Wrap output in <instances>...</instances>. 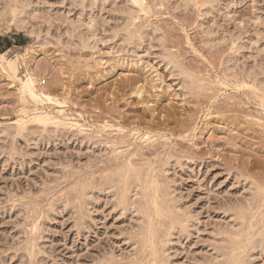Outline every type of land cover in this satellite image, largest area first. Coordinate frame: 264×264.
<instances>
[{"label": "rangeland", "instance_id": "rangeland-1", "mask_svg": "<svg viewBox=\"0 0 264 264\" xmlns=\"http://www.w3.org/2000/svg\"><path fill=\"white\" fill-rule=\"evenodd\" d=\"M41 106L81 127L20 132ZM1 124L0 264H264V0H0ZM125 157L159 172L153 210L106 180Z\"/></svg>", "mask_w": 264, "mask_h": 264}, {"label": "bare ground", "instance_id": "bare-ground-1", "mask_svg": "<svg viewBox=\"0 0 264 264\" xmlns=\"http://www.w3.org/2000/svg\"><path fill=\"white\" fill-rule=\"evenodd\" d=\"M135 2H137V3H139V2H141L142 0H134ZM145 1V0H144ZM142 5H143V3H142ZM18 17V16H17ZM23 19H21V23L20 24H18L19 25V27L20 26H22L23 25V23H24V21H22ZM24 26V25H23ZM18 27V26H17ZM82 38V37H81ZM2 62V61H1ZM22 65V64H21ZM10 66V68L8 69V67ZM9 66L7 67L6 66V68L8 69V70H12L13 71V73L14 72H17L20 68H19V66H20V61H19V59H17V60H15V61H13V62H11V63H9ZM4 67V66H3ZM5 69V68H4ZM7 70V71H8ZM21 72V71H20ZM12 74V73H11ZM36 75V74H35ZM16 77V74H14L13 75V78H15ZM20 81V89H21V93H22V95L24 96V97H26V99L28 98V100L29 101H31L32 103H34L35 104V106H37L38 107V105L41 103V104H44V103H50V104H54V103H60V102H58V101H56L55 99H54V96H53V94L51 93V91H50V89H49V87H45V86H42V85H40V84H38V78H37V76H34L31 72H29V70H26V72H25V74H24V76L23 77H21V79L19 80ZM21 95V96H22ZM22 99V98H21ZM25 102V101H24ZM30 102V103H31ZM62 104V103H61ZM68 105V104H67ZM28 108V107H27ZM40 108H42V106L40 107ZM45 108V107H44ZM44 108H42V109H40V110H38L37 108H35V110L33 111L31 108V110L33 111H31L32 113H26V115L25 116H22L21 117V119L19 120V121H17L18 122V130L20 131V132H23V131H25V129L27 128V124L29 123V122H35V123H37V124H40V125H44V126H49L50 124H52V125H54V126H57L58 128L59 127H68V126H79V124H78V122H74L73 120H70L69 118H67L68 116H61V115H59V114H56V113H52V112H49V111H47V110H44ZM29 109V108H28ZM27 110V109H26ZM30 111V110H29ZM62 112H64V110H62ZM66 112V111H65ZM61 113V112H60ZM63 114V113H62ZM22 115V114H21ZM77 123V124H76ZM10 125V124H9ZM80 125H82V124H80ZM29 126V125H28ZM16 126H15V128H17ZM79 127H81V126H79ZM40 128V127H39ZM8 125L7 126H3L2 124L0 125V130L3 132V131H7L8 132V130H11V129H8ZM48 129V128H47ZM65 129V128H64ZM82 129V128H81ZM55 131V130H54ZM71 131V130H70ZM102 132V131H101ZM106 132V131H105ZM104 132V133H105ZM89 133V132H88ZM8 134V133H7ZM23 134V133H22ZM25 135V134H24ZM89 135V134H88ZM139 135V134H138ZM122 156V155H121ZM120 156V157H121ZM125 156V155H124ZM129 158V157H128ZM127 157H125V158H123V159H121L120 161H117L118 163H116L115 165L117 166V171H116V166L114 165V167H113V170H114V172H115V174H113V175H106V180H109V181H111V183L112 184H115V183H117V184H119L120 186H121V189L123 188V189H128V191H129V188H127V187H129L131 184H136V186L135 187H137V185H139V187L140 186H142V183H143V185H144V190L143 191H145V196L143 195V197L145 198L146 197V200H144L143 202H145V203H147L149 206H148V208L149 207H151L150 206V203H148L149 201V199H151V195H152V191H156V193L158 192V194L160 193V191H161V187H160V182H159V172H158V174H157V172H155L154 170L156 169H154V166H153V168H151V167H148V168H144L143 166L141 167H137V165L135 164H133L131 161L132 160H130V159H128ZM151 166V165H150ZM160 170V169H159ZM154 172H155V174L157 175V176H153V174H154ZM110 173V172H109ZM108 173V174H109ZM154 174V175H155ZM160 177H161V175H160ZM162 181V180H161ZM87 182V181H86ZM106 183H107V181H105ZM112 184H111V186H112ZM141 184V185H140ZM84 186V185H83ZM83 186H82V188H83ZM88 186V185H87ZM92 186V185H91ZM123 186V187H122ZM166 186V185H165ZM85 187V186H84ZM114 187V186H113ZM119 187V186H118ZM117 187V188H118ZM132 188V187H131ZM163 188V187H162ZM165 188H167V187H165ZM87 189V188H86ZM118 189H120V187L118 188ZM136 189V188H135ZM142 189V188H141ZM153 189H155V190H153ZM164 189V188H163ZM82 190H84V189H82ZM82 190L80 191L81 193H82ZM132 190V189H131ZM166 190L167 189H165V195H167L169 192V190L167 191L168 193L166 194ZM89 191V190H88ZM126 191V190H125ZM125 191H124V193L123 192H120V190H119V192H118V190H117V193H122L123 195H125ZM83 195H84V191H83V193H82ZM127 194H128V192H127ZM155 194V193H154ZM163 194V193H162ZM122 195V196H123ZM156 195V194H155ZM154 195V196H155ZM160 196H161V194H159ZM159 195H156L155 197H157V196H159ZM169 195V194H168ZM127 196V195H126ZM149 196H150V198H149ZM159 196V197H160ZM76 197V196H75ZM128 197V196H127ZM153 197V196H152ZM164 197V196H163ZM123 198V197H122ZM126 198V197H125ZM161 199H160V201L162 200V197H160ZM127 199L128 198H126V201H127ZM153 199V198H152ZM165 199H166V197H165ZM169 199V198H168ZM142 200V199H141ZM159 200V199H158ZM124 201H125V199H124ZM125 201V202H126ZM154 201H155V199H154ZM159 201V202H160ZM166 200H164V201H162L163 202V204H165L164 202H165ZM171 201V200H170ZM142 202V201H141ZM141 202H139L140 204H141ZM158 202V203H159ZM162 202H160V203H162ZM167 202V201H166ZM260 202V201H259ZM157 203V202H156ZM156 203H154L153 202V204H155V205H157ZM159 203V205H157V206H160L161 204ZM168 203H170L171 204V202H168ZM153 204H151V205H153ZM162 204V205H163ZM169 204V205H170ZM139 205V204H138ZM144 205V204H143ZM161 205V206H162ZM168 205V204H167ZM146 206V205H145ZM139 207V206H138ZM141 207H142V204H141V206L139 207L140 209H141ZM144 207V206H143ZM142 207V208H143ZM155 207V209H156V206H154ZM164 207V206H163ZM176 207V206H175ZM145 208V211H144V209H143V211H144V213L146 214L145 216L147 217V223H146V225L148 224V229H149V232L150 233H154V230H155V214H157V213H154L153 211H149L150 209H152V207L148 210V208H146V207H144ZM160 208H162V207H160ZM170 208V207H169ZM158 209V208H157ZM173 209V208H172ZM153 210V209H152ZM161 210H163V209H161ZM160 209H158V217H162L164 214L163 213H165V215L167 216V217H171V215H172V213H170V212H167V213H169V214H171V215H167L166 214V212L165 211H161ZM165 210V209H164ZM242 210V209H241ZM167 211V210H166ZM169 211V210H168ZM254 211V210H253ZM153 212V213H152ZM257 212V211H256ZM143 213V212H142ZM143 213V214H144ZM174 213V212H173ZM246 213V212H245ZM264 214V213H263ZM262 214V215H263ZM164 215V216H165ZM174 215H175V213L173 214V217L172 218H174ZM166 216H165V218H166ZM177 215H175V217H176ZM157 217V218H158ZM179 217H181V216H179ZM257 218V217H256ZM167 219V218H166ZM176 218H174V219H170V221L171 220H173V222H178V224H179V219H178V217H177V219L175 220ZM248 219V218H247ZM169 220V219H168ZM182 220V218L180 219V221ZM160 221H162V220H160ZM165 221V220H164ZM166 222H167V220H166ZM157 223H160V222H157ZM251 223V222H250ZM254 223V222H253ZM240 224V223H239ZM246 224V223H245ZM158 225V224H157ZM167 226V225H166ZM177 227H179V226H177ZM244 227H245V225H244ZM249 227H250V225H249ZM173 228V227H172ZM256 228V227H255ZM263 228V227H262ZM148 229H147V232H148ZM237 229V228H236ZM249 229V228H248ZM257 229V228H256ZM258 229H259V226H258ZM264 229H261V234L259 235H256V236H261L262 235V233H263V235H264V231H263ZM173 231V230H172ZM243 231H244V229H243ZM247 231V230H246ZM248 231H250V229L248 230ZM255 231V230H254ZM253 231V232H254ZM263 231V232H262ZM259 232V233H260ZM240 233V232H239ZM241 233H242V231H241ZM147 234V233H146ZM248 234V233H247ZM246 234V235H247ZM250 234H251V232H250ZM256 234V233H255ZM150 235V234H149ZM156 235V234H155ZM228 235V234H227ZM232 235H234V234H232ZM237 235V234H236ZM239 235V234H238ZM241 235V234H240ZM253 235H254V233H253ZM153 236V235H152ZM243 236V235H242ZM250 236V235H249ZM256 236H255V239H256ZM147 237V236H146ZM237 237V236H236ZM235 237V238H236ZM247 237H248V235H247ZM253 237V236H252ZM239 238V237H238ZM242 238V237H241ZM244 238H246V236H244ZM262 238H264V237H262ZM146 240L144 241V246H155V244L157 243V241H156V243H155V241L154 240H152L151 239V236H148L147 238H145ZM156 239H158V238H156ZM226 239V238H225ZM251 239L252 238H250L249 239V241H251ZM260 238L258 237V240H259ZM151 240V241H150ZM227 241H228V243H230L234 248L233 249H237L238 250V247L239 246H243V242L241 243V241H237V240H235V239H233V237H228L227 239H226ZM243 241H244V239H242ZM247 240V239H246ZM226 241V242H227ZM248 241V242H249ZM254 241V240H253ZM256 241V240H255ZM264 241V240H263ZM262 241V242H263ZM246 242V241H245ZM151 244V245H150ZM160 245V244H159ZM224 245V244H223ZM157 246V245H156ZM162 246V245H161ZM225 246V245H224ZM226 246H227V244H226ZM244 246H245V244H244ZM165 247V246H164ZM147 248V247H146ZM145 248V249H146ZM156 248V247H155ZM155 248H153L152 250H151V255H149V256H151V260L153 261L152 262V264H159V256H160V254H157V252L155 251ZM160 248V247H159ZM241 249H242V247H240L239 248V250H238V252L236 253L237 255H236V257H234V256H232L231 257V260L229 261V262H231L230 264H241L240 263V260H239V257L238 256H240V254L243 252V251H241ZM248 249V248H247ZM149 250V249H148ZM147 250V251H148ZM236 250V251H237ZM250 250V249H249ZM233 252H234V250H233ZM150 253V252H149ZM226 253H228V252H226ZM245 254V253H244ZM229 255H231V253H229ZM146 257V256H145ZM150 258V257H149ZM161 258H162V256H161ZM164 258V257H163ZM227 258V257H226ZM247 260V259H246ZM228 261V260H227ZM243 263L242 264H244L245 262L244 261H242ZM164 263H165V261H164ZM144 264V263H143Z\"/></svg>", "mask_w": 264, "mask_h": 264}]
</instances>
